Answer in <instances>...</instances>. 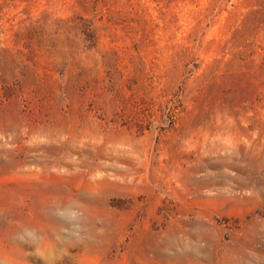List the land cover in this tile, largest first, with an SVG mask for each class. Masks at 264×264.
I'll return each instance as SVG.
<instances>
[{"label":"rangeland","instance_id":"1","mask_svg":"<svg viewBox=\"0 0 264 264\" xmlns=\"http://www.w3.org/2000/svg\"><path fill=\"white\" fill-rule=\"evenodd\" d=\"M0 264H264V0H0Z\"/></svg>","mask_w":264,"mask_h":264}]
</instances>
